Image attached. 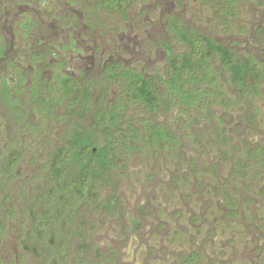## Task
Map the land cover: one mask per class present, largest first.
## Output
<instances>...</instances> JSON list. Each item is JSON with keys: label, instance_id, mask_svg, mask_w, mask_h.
Returning a JSON list of instances; mask_svg holds the SVG:
<instances>
[{"label": "rangeland", "instance_id": "rangeland-1", "mask_svg": "<svg viewBox=\"0 0 264 264\" xmlns=\"http://www.w3.org/2000/svg\"><path fill=\"white\" fill-rule=\"evenodd\" d=\"M172 19L264 62V0H237L228 15L210 0H0V264H264V83L250 97L253 122L244 103L219 98L187 114L163 106L155 116L179 136L175 148L155 153L139 139L77 211L43 207L74 130L105 142L101 116L122 92L110 68L164 88L166 45L188 49ZM67 77L91 96L54 87ZM149 115L130 102L125 118Z\"/></svg>", "mask_w": 264, "mask_h": 264}, {"label": "trees", "instance_id": "trees-1", "mask_svg": "<svg viewBox=\"0 0 264 264\" xmlns=\"http://www.w3.org/2000/svg\"><path fill=\"white\" fill-rule=\"evenodd\" d=\"M210 1L227 15L232 13L237 4V0ZM171 24L172 32L188 49L174 53L172 47L166 45L169 76L164 80V88L160 90L157 83L141 70L130 67L108 70L109 78L122 84V92L119 100L111 103L106 114L101 116L104 119L102 133L105 142L96 145L93 133L86 127L74 130L53 157L51 169L55 182L46 188L41 197L45 210L56 208L68 213L77 211L80 204L90 199V195H95L98 183L103 185L113 182V172L116 165H120L123 149L136 151L139 139L151 146L155 153L175 148L179 136L158 122L155 116L163 106L168 109L176 107L187 114L192 110H206L219 98L227 107L244 103L248 108L245 111L246 119L254 121L250 97L261 92L264 62L255 56L241 55L211 36L191 31L181 22L172 19ZM215 61L217 65H214ZM60 82L54 87L63 91L65 96L73 95L75 101L91 96L89 86L82 87L68 77ZM5 87L9 91L8 81ZM130 102L139 107L146 106L150 113L148 117L141 118L140 125L136 124L134 116L125 118ZM210 114L212 110L207 111L205 117ZM260 150L263 152L264 149ZM255 153L256 150L251 148L245 158H240L233 170L234 174L244 175L248 161ZM110 205H114V202ZM232 208L235 206L232 205ZM46 215L42 219L43 223L48 222Z\"/></svg>", "mask_w": 264, "mask_h": 264}, {"label": "flooded vegetation", "instance_id": "flooded-vegetation-1", "mask_svg": "<svg viewBox=\"0 0 264 264\" xmlns=\"http://www.w3.org/2000/svg\"><path fill=\"white\" fill-rule=\"evenodd\" d=\"M7 81H8L9 86H11L9 80H7Z\"/></svg>", "mask_w": 264, "mask_h": 264}]
</instances>
